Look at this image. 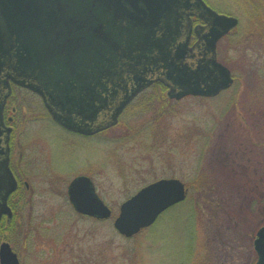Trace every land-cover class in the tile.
Listing matches in <instances>:
<instances>
[{
  "label": "rangeland",
  "instance_id": "1",
  "mask_svg": "<svg viewBox=\"0 0 264 264\" xmlns=\"http://www.w3.org/2000/svg\"><path fill=\"white\" fill-rule=\"evenodd\" d=\"M243 28L238 49L236 37L218 45V60L237 75L235 87L213 99L175 101L158 86L160 95L142 93L93 139L61 130L35 97L15 92L12 167L30 189L11 196L17 220L8 233L4 217L0 244L9 243L19 264H250L264 202L246 183L255 162L249 130L237 128L263 116L264 84L256 76L251 88L249 67L252 61L264 70V26L247 29L245 42ZM79 173L111 209L109 220L72 209L65 188ZM162 178L182 181L185 201L131 238L118 234L113 220L121 203Z\"/></svg>",
  "mask_w": 264,
  "mask_h": 264
},
{
  "label": "water",
  "instance_id": "2",
  "mask_svg": "<svg viewBox=\"0 0 264 264\" xmlns=\"http://www.w3.org/2000/svg\"><path fill=\"white\" fill-rule=\"evenodd\" d=\"M186 1L188 7L189 0ZM172 2L177 0H0V80L3 75L1 82L7 86L6 71L11 68L33 82L25 85L31 91L44 99L43 89L51 104L59 103L60 109H68L67 112L73 99L71 92L78 90L80 95L87 82L88 96L93 101L87 114L93 119L101 108L100 91L106 90L103 81L114 78L121 59L138 63L146 59L147 53L160 51L162 42L169 44ZM194 2L210 24L204 35L209 57L206 65L191 69L174 65L173 61L181 59L175 52L170 64H164L179 89L176 93L171 89L168 94L177 100L185 96H214L233 81L230 70L216 59V45L238 24V19L217 13L203 0ZM162 20L164 27L160 28ZM157 31L162 32L161 37H157ZM134 51L137 53L131 55ZM204 74L209 84L204 83ZM121 106L115 108L109 126L117 123ZM46 107L56 122L76 129L68 118L70 113L63 117L69 121L66 124L47 104ZM1 108L0 105V115ZM76 112L86 117L83 111ZM14 188L15 180L4 159L0 162V220L11 215L6 202ZM186 194L185 185L175 178L150 183L121 203L113 227L121 236L131 238L152 226L166 210L183 202ZM67 198L78 214L97 220L112 216L88 177L80 176L70 182ZM254 250L256 264H264V227L256 233ZM0 264H19L6 242L0 244Z\"/></svg>",
  "mask_w": 264,
  "mask_h": 264
},
{
  "label": "flooded vegetation",
  "instance_id": "3",
  "mask_svg": "<svg viewBox=\"0 0 264 264\" xmlns=\"http://www.w3.org/2000/svg\"><path fill=\"white\" fill-rule=\"evenodd\" d=\"M186 2H187L186 0H177V2H172L173 4L172 13L170 15V21H169L171 28V35H170V42L168 45L167 44L165 45L164 42H162L160 51L154 50L150 54L147 53L146 59H141L138 63L132 60L128 61L126 59H121L118 62L116 68L118 70V73H116V75L112 80H107V82L105 80L103 81L105 83L104 86L106 87V90L105 92L100 91L101 102L100 103L96 102V103H99L101 105V108L96 113L93 119L89 114H87V108L88 107L91 108L93 106L92 105L93 101L88 96L87 87L88 86L90 87V84H87V82H85L84 84L85 89L80 90L83 91L80 95H77L78 90H76V92L74 91L71 92L73 99L71 100V105L69 106L70 107L69 112H67L68 109L65 111H62L60 109L61 104L60 105H57L59 103L51 104L49 97L47 96L46 92L43 89L41 90V92L43 93L45 100L42 98V95L35 93L31 91L28 87H26L27 85L33 83L29 78H23L22 76H19L15 71H13L11 68H8V71H6V73H8L7 86H5L1 82L2 80L5 79V77L2 75L0 80V105L2 107L1 115H0V162H2L4 159L7 160L8 170L10 171L12 177L15 180V188H14L15 190L8 196V202H7V206L11 212L10 217L8 218L6 217V223L8 225V233L14 230V225H15L14 223L17 220L16 211L14 208V206L16 205L10 202L11 196L16 193L17 189H23V188L30 189L26 184L27 182L22 185V182L19 180L17 173L13 170L14 167H12L13 144L15 138L14 135L16 131V127L14 126L15 123L14 117L16 111L14 106H12L11 102L13 100L16 91H20L21 94L24 95L25 97L27 95L35 97V99L40 104L42 110H44L45 118H47L50 122H52L55 126L60 128L61 130L67 132L68 134L83 137L85 139H93L94 137H97L98 135L103 134L104 132L109 130V128L114 127L118 123L119 118L122 116V114L128 109L129 106H131V104L142 93L148 92L150 90L152 91L155 90L157 94L160 95L159 93L160 91L157 90L158 86L162 89L165 98H167L168 100L174 99L175 101H179L186 98L213 99L219 96L221 93L237 85V81H238L237 75L231 72L233 81L230 87L220 91L218 94L214 96H210V97L185 96L178 100L175 98H171L169 96L168 93L171 92V89H173L174 92L175 91L178 92L179 89L178 86L172 83V78H170L169 74L167 73V69L164 68V64H170L171 62L170 59L174 58L175 52H178L177 55L181 56V59L179 61H173L174 65L175 66H181V64L187 65L191 69H195L198 64L202 66L206 65L205 60L209 57L208 53L206 52L204 35H206L207 29L210 24H208L206 16L202 15L201 10L195 6L194 0L188 1L189 4L188 7H186L187 5ZM161 24L162 25L160 28H163L164 20L161 21ZM239 25L240 22L238 19V24L230 31L232 37H236V39H233V45H235L237 49L239 47L238 43L240 38ZM251 30H252L251 31L252 34L253 32L255 33L256 31L255 28H251ZM161 34L162 32L160 31L156 32L157 37H161ZM221 40L222 39H220L216 45L217 61H219L218 45L221 42ZM136 53L137 52L134 51L131 55ZM173 69L174 67H171V70ZM249 69L251 70L250 74L252 79L251 88L253 87V80L255 81L256 76H258L263 81L264 84V70L262 69L263 70L262 71L260 70V68L256 70V68L254 67V63L252 61ZM175 74L176 73H173V76H175ZM203 78H206L204 83L209 84L208 83L209 79H207V74H204ZM21 82H23L24 85H22ZM74 87H76V84H74ZM46 104L51 109H53L56 115L60 116L59 118L66 124H68L69 121L65 122L64 119L67 118V113H70L68 115V118L71 119L72 121L71 124L76 129L68 128L64 126V124L56 122L49 113ZM121 104H122L121 106L122 109L117 117V123L109 126V123L111 122V118L115 114V108H117ZM76 111H83L86 117H84L80 113H77ZM259 114L255 115L254 122H251L249 123V125H245V126L240 125L237 129L249 130L250 136L248 140L251 146L250 155L255 161L253 167L255 172L254 171L252 172V178H249V181H246V183L255 185L254 188L256 189L253 190L255 192L258 191V195H260L259 199L262 198L264 202V112H263V116H260ZM87 117H89L90 120ZM234 133H236V131H234ZM48 155L50 154H47L46 157H48ZM261 162H262V171H258V167L261 165ZM255 164L257 168H255ZM80 176L89 178V176L86 173H79L78 175L76 174V176H74L69 181L65 189H68L70 182H72L75 178ZM3 219L4 218H2V220ZM255 238H256V233L255 235L254 234L252 235L253 258L251 262H249L250 264H256L257 262V254L254 250Z\"/></svg>",
  "mask_w": 264,
  "mask_h": 264
},
{
  "label": "trees",
  "instance_id": "4",
  "mask_svg": "<svg viewBox=\"0 0 264 264\" xmlns=\"http://www.w3.org/2000/svg\"><path fill=\"white\" fill-rule=\"evenodd\" d=\"M212 9L218 13L237 16L240 18L239 29L244 36L241 38L242 42L246 41L247 29L251 28L260 30L264 26V0H204ZM246 20V22H245ZM244 21V22H243ZM247 34V35H246ZM222 41H232V34H228ZM220 55V53H219ZM173 209V208H171ZM170 209V210H171Z\"/></svg>",
  "mask_w": 264,
  "mask_h": 264
}]
</instances>
